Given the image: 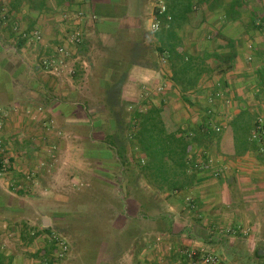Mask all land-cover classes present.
Masks as SVG:
<instances>
[{
  "label": "crops",
  "instance_id": "crops-1",
  "mask_svg": "<svg viewBox=\"0 0 264 264\" xmlns=\"http://www.w3.org/2000/svg\"><path fill=\"white\" fill-rule=\"evenodd\" d=\"M257 1H251L249 5L259 14L263 7L261 1ZM167 6L168 12L172 11L173 0H167ZM154 12V0H0V142L11 160L13 177L29 178L31 173L34 176L39 173L37 168L33 171L26 166L31 156L42 158L56 153L69 154L75 147L72 153L80 154L79 125L87 120L85 117L80 119L75 110L77 107L71 106L72 103L57 97L49 76L55 73L44 69V60L61 59L66 68L70 61L80 60V92H86L80 95V107L106 106L104 99L92 90L102 92L107 84L115 85L122 81L119 103L125 108L136 105L137 108L148 105L161 107L163 103V115L171 107L173 117L178 106L194 109L192 104L182 99L180 89L171 80L172 73L166 59L158 52L162 43L157 36L159 32L150 30ZM79 13L83 14L80 21L75 16ZM249 13L243 20H249ZM70 15L72 21L68 18ZM162 17L163 25L165 19ZM167 19L172 20V17L169 15ZM243 20L225 23L224 10L220 8L215 12L206 10L201 20L191 16L175 29V40L181 43L180 50L192 56L204 52H227L224 48L227 42L234 44L237 57L233 68L226 74L204 75L196 92L206 88L213 76L218 75V83L223 81L230 90L242 91L244 96L246 89H252L257 100H264V94H259L257 77L264 64L257 55L260 51L264 58V30L246 34ZM74 22L78 24L76 28L81 39L78 47L66 41L70 25ZM207 28L211 35L202 39L203 29ZM215 31H221L217 40L211 38ZM36 32L41 35L40 41L35 38ZM61 46L68 47L67 57L58 56L57 50ZM247 46L253 48V52H248ZM246 58L258 60L252 71L244 64ZM123 76L125 79H121ZM149 91L160 94L155 93L158 97L150 100L146 97ZM174 95L177 98H173ZM195 95V92L189 94L192 103ZM175 100L179 101L178 104ZM99 117L97 125L104 122V117ZM109 121L115 122L111 118ZM163 121L166 123L164 117ZM192 121L194 126L199 123L195 118ZM53 124L59 130H55ZM178 125L173 131L180 129L181 124ZM73 126L78 128L75 130L77 141L74 147L66 142V136L70 134L67 131ZM228 127L230 141L227 152L219 154L220 160L214 159V153H207L209 161L206 168L197 174L195 184L186 191L163 193L145 178L141 179L149 189L146 192L142 188L146 196L143 202L151 199L154 207L148 211V207H142V199L136 197L130 196L125 201L123 210L117 214L124 220V225H111L108 233H115L117 238L125 235L128 241L115 252L110 244L107 259L105 248L100 246L98 264H170L167 252L178 257V251L185 247L203 246L200 249L206 252L204 246H209L217 250L214 231L227 233L230 231L226 230L228 226L244 228V235H252V247L264 246V161L259 159V152L237 157L232 129ZM106 135L111 133L106 132ZM52 171L46 175L44 172L45 176H37L32 188L40 184L44 190ZM105 176L112 177L107 172ZM16 185L20 190L15 194L10 191L6 180L0 177V264L23 263L19 250L28 248L29 243L22 228L28 225L31 231L35 225V208L33 215L22 214L30 209L33 198L31 195L24 198L26 187L23 183ZM246 219L250 222L257 220L251 232L245 228ZM186 221L188 225L184 223ZM146 222H153L154 227L146 229ZM9 232L17 235L16 245L20 249H5L2 240ZM228 249L230 252L233 250Z\"/></svg>",
  "mask_w": 264,
  "mask_h": 264
},
{
  "label": "rangeland",
  "instance_id": "rangeland-1",
  "mask_svg": "<svg viewBox=\"0 0 264 264\" xmlns=\"http://www.w3.org/2000/svg\"><path fill=\"white\" fill-rule=\"evenodd\" d=\"M244 20L246 21V19ZM209 31L208 28L203 29L202 39L204 36L207 39L206 36L211 35ZM231 31L233 32L234 30ZM251 39H254V37L251 36ZM247 49L248 52L253 50V48L250 49L248 46ZM252 52L250 55L253 56ZM249 58H246L244 64L247 69L252 71L258 60ZM71 70H74L75 74H71ZM49 76L53 81L55 94H58L57 97L72 103L71 106L77 107L75 110L80 119L85 117V120H87L86 123L79 125L80 139L78 145H80V154L72 153L76 150L75 147L74 151H70L71 153L69 154L56 153L54 156L47 155L42 158L40 156H31V158H28L29 161L27 160L26 166L33 171L37 168L38 174L34 176L31 173L29 178H24L17 177L18 175L13 177V173H10L1 178L6 180L10 191L15 194L20 190L16 184L23 183L26 187L24 198H28L30 195L32 196L30 198H33V200L31 199L33 202L30 209H26V213L22 212L24 215H33V208L36 211L35 225L33 228L31 227V231H29L30 227L28 225L22 228L23 232H26V240L29 243L27 244L28 248L19 250V253L23 256L22 264H48L51 259L56 260L53 264H94V250L97 247L106 246L107 235L99 236L100 231L93 226L84 225L87 228L81 227L80 225L83 226V219H85L87 214L93 212L94 205L100 206L101 204L104 211L113 214L109 227L111 225L123 226L124 220L118 218L117 214L123 210L124 203L130 196L135 197L132 188L127 187L128 176L126 177L123 173L126 167L119 160V151L116 144L119 145L120 140H115V147H113L114 145H111V140L106 135V132L107 134L116 133L120 126L116 122L109 121L111 115H109L108 108L101 106L80 107V95L86 94L84 90L80 92L82 83L80 81V60L70 61L64 71L59 74H50ZM218 78V75L213 76L212 82L206 88L195 93L193 103L191 101L194 109L189 106H178L174 109L176 113H173L175 115L173 117L171 115L173 109L169 107L163 117L166 120L167 130L172 132L179 127L178 124H181L180 126L185 129L188 125H193L192 119L194 118L197 122H200L206 116V111L212 110L211 116L213 120L211 126L220 138V150L218 152L211 149L210 154L214 153V159L220 160L219 154L227 152L228 142L230 141L228 127L230 121L241 111L247 110L250 113L251 120L254 122L260 114L264 113V100H257L252 89H246L245 98L242 95L244 92L230 90L225 83H222L223 81L218 83ZM218 92H222L223 97L210 104L208 99L215 96ZM155 93L160 94L158 91H149L146 97L150 100L157 98L158 95ZM175 97L177 98L176 95L173 98ZM227 101H230V104ZM178 102V100H175L176 104ZM150 108L151 105H148L140 109L146 112ZM135 109H137V105L122 108L123 124L121 129L125 130L126 134L129 133L127 125L131 120V113ZM99 115H102V118L104 117V122L101 125L96 123L100 119ZM53 127H55V130H59L56 124H53ZM77 129L74 126L69 127L67 132L70 134H67L68 136L65 135L67 137L66 142L72 147L76 145L75 130ZM217 129H220V131L218 132ZM124 143H126L125 157L131 163L132 171L137 174L140 170L138 167L140 155L135 149L134 141L130 136L124 139ZM106 151L111 153L110 158L105 156ZM227 157L229 156L227 155ZM51 169H53L51 179L46 182L44 190L40 184L32 188L33 180L37 176L43 175L44 172H46L44 173L45 175L49 174L48 172ZM32 170L30 172H33ZM106 172L107 175L112 177L107 178L105 176ZM142 178L144 177L139 176V186H142L141 188L148 192L149 189L145 187L143 180H141ZM12 203L13 201H11ZM187 220L189 221L188 217ZM244 222L247 224L245 225L246 230L251 232L253 231V223H257V220L254 219L250 222L246 219ZM184 223L189 224L187 221ZM144 227L150 230L154 227V224L153 222H146ZM49 228L51 229L50 233H46L45 230ZM106 228L103 230L105 234H108V228ZM226 230H230V232L221 233L219 230L214 231L213 237L216 241L217 250H213L209 246H204L206 252L200 249L203 246L185 247V249H195L215 256L220 260V264H264V258L256 256L257 249H264V246L257 245L255 248L252 247L250 242L252 235L249 233L244 235L245 233L242 232L244 228L242 227L234 228L233 226H228ZM16 239H18L17 235H13L12 232L5 233L2 240L5 249L14 251L18 247ZM58 242L63 243L67 247L65 252L60 253L61 250L56 245ZM53 245L57 247L55 252H53ZM221 245H223V248ZM229 247L233 249L232 252L229 251ZM45 248H48L51 252L46 256L42 252ZM181 251L176 252L178 257L174 256L173 252L171 254L167 252L166 256L170 264H187V261L181 255ZM104 254L106 259L109 258V254ZM261 256L263 257L264 253ZM5 264L8 263L5 262Z\"/></svg>",
  "mask_w": 264,
  "mask_h": 264
},
{
  "label": "trees",
  "instance_id": "trees-1",
  "mask_svg": "<svg viewBox=\"0 0 264 264\" xmlns=\"http://www.w3.org/2000/svg\"><path fill=\"white\" fill-rule=\"evenodd\" d=\"M251 1L257 0H233L227 3L225 0H173L172 11L162 17L165 19L161 32L157 34L161 40V47L158 52L166 59L170 72L172 73L171 80L174 86L180 89L184 102L191 104L189 94L196 93V89L204 75L210 76L215 72L226 74L233 68L236 59V51L232 42H227L224 48L227 52H204L199 55H189L184 50H180L181 43L176 42L175 29L179 28L180 23L185 19L188 20L191 16H196L199 20L204 17L205 11L215 12L222 8L224 10L225 23L242 21L244 16L248 15L249 20H243L245 33L249 34L254 30H264V0H259L262 3V11L257 14L250 8ZM174 12V13H173ZM171 16L172 20H168L167 16ZM258 22V24H257ZM166 25H165V24ZM221 31H215L212 39L217 40L221 36ZM257 52V51H255ZM260 51L257 55L260 56ZM262 54V53H261ZM263 55V54H262ZM125 76L121 79H125ZM259 94H264V64L257 72ZM123 82H117L115 85L107 84L104 91H93L97 96L100 95L106 102L105 108L109 109L111 119L115 120L120 126L116 133L108 135L111 140V145L115 147V140H120V144H116L121 164L125 166L126 177L128 176V188H132L136 198L144 201L145 191L139 186V176H143L150 185L163 193H176L186 191L195 184L197 174L206 168L208 163L207 153L212 150L218 151L220 138L217 132L212 128V116L206 111L202 120L197 124L188 125L185 129L180 127L177 131H168L163 121V103L161 107L151 106L146 112H142L140 108L133 110L131 120L128 123L129 133L121 129L123 124L122 108L119 103L122 95ZM125 123V122H124ZM233 133V141L235 147V155L237 157L249 153H258L259 159L264 161V153L261 152V147L257 142L251 141V134L255 126V121L251 120L250 113L247 110L241 111L235 116L229 125ZM130 136L134 141V147L139 153L140 160L138 161L139 173L135 174L132 171L131 163L125 157L126 152L124 139ZM105 156L110 158L111 153L105 152ZM1 162V158H0ZM132 193V192H131ZM144 206V207H143ZM152 209L154 202L151 199H146L142 203V207ZM100 206L94 205L92 213L87 214L83 226L96 227L100 231L99 236L107 235L105 253L110 255V244L113 245V251L128 241L125 235L117 238L116 234L103 233L104 228H108L113 219L111 212L104 211ZM106 228V229H107ZM51 229H46V233H50ZM117 238V239H116ZM54 246V245H53ZM53 252L57 247H53ZM100 247L94 250V264H98V251ZM259 251H256V256H259ZM44 255L50 254V250L45 248ZM56 260L51 259L48 264H53Z\"/></svg>",
  "mask_w": 264,
  "mask_h": 264
},
{
  "label": "built area",
  "instance_id": "built-area-1",
  "mask_svg": "<svg viewBox=\"0 0 264 264\" xmlns=\"http://www.w3.org/2000/svg\"><path fill=\"white\" fill-rule=\"evenodd\" d=\"M154 8L155 12L153 13V17L151 19L150 24V30L153 33H158L161 31L163 25L161 22V17L165 16L168 11L167 6V0H154ZM77 20L80 21V18L83 17V14H77L75 15ZM69 20L72 21L73 17L72 15L68 16ZM76 20V19H75ZM75 22L70 25V31L67 33L68 37L66 41L73 46L78 47L81 43L80 34L77 31V26ZM35 38L40 41L41 35L39 32L35 33ZM57 54L60 57H67L69 55V49L66 46H61L57 50ZM43 67L45 70H48L50 72H54L55 74H59L62 72V67L65 69L66 65L64 64V61H61V59L55 60H44L43 61ZM71 74H75L74 70H71ZM223 97L222 92H218L209 99V103L213 104L215 100L221 99ZM228 104H230V101H227ZM208 113L211 115L212 110H208ZM219 132L220 129H217ZM251 141L257 142L258 145L261 147V152L264 153V113L260 114L256 120H255V126L251 134ZM0 177L7 176L11 173L12 164L10 158L5 154V150L3 148L2 142H0ZM230 232V231H229ZM58 248L61 250L60 253L65 252L67 250V247L64 246L63 243H57L56 244ZM181 255L184 259H186L187 264H220V260L207 253H203L202 251H198L195 249H184L181 251Z\"/></svg>",
  "mask_w": 264,
  "mask_h": 264
},
{
  "label": "water",
  "instance_id": "water-1",
  "mask_svg": "<svg viewBox=\"0 0 264 264\" xmlns=\"http://www.w3.org/2000/svg\"><path fill=\"white\" fill-rule=\"evenodd\" d=\"M264 252L263 251H259V255H262Z\"/></svg>",
  "mask_w": 264,
  "mask_h": 264
}]
</instances>
